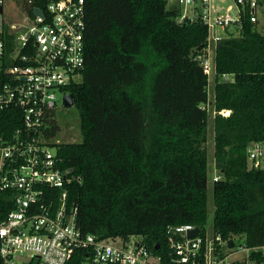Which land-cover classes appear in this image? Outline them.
<instances>
[{
    "label": "trees",
    "instance_id": "1",
    "mask_svg": "<svg viewBox=\"0 0 264 264\" xmlns=\"http://www.w3.org/2000/svg\"><path fill=\"white\" fill-rule=\"evenodd\" d=\"M55 0H15L26 16L46 15ZM85 65L68 88L80 116L81 143L53 145L71 171L68 203L85 234L124 242L154 255L171 252V228L208 224V135L215 113L213 227L224 239L264 246V171L246 149L264 141V36L245 25L216 49L213 98L197 59L207 46L202 23H177L170 0H84ZM13 39V37H12ZM233 81H224L222 75ZM8 74L0 73V87ZM230 111L229 116L220 114ZM23 128L18 109L0 112V137ZM60 130L53 114L45 136ZM13 194L0 191V213ZM159 246L157 250L156 247ZM84 253L68 264H85ZM29 264H39L31 262Z\"/></svg>",
    "mask_w": 264,
    "mask_h": 264
},
{
    "label": "built area",
    "instance_id": "2",
    "mask_svg": "<svg viewBox=\"0 0 264 264\" xmlns=\"http://www.w3.org/2000/svg\"><path fill=\"white\" fill-rule=\"evenodd\" d=\"M181 10L177 23H202L207 46L197 59L216 80V49L223 39L239 37L245 25L264 36V0H233L226 7L216 0H174ZM226 0H221L225 2ZM0 0V112L18 109L23 128L9 140L0 137V191L13 194V209L0 213V264H68L84 253L85 264H264V246L248 247L235 236L224 239L206 229L183 225L168 232L171 252L164 258L129 241L103 240L85 234L76 223L78 208L68 203L70 170L60 167L55 137L44 130L64 106L68 88L81 82L85 65V1L55 0L46 15L26 16L28 24L5 22ZM2 9V11H1ZM13 37V39H12ZM233 81L231 75H222ZM229 116L230 111L220 112ZM249 167L264 171V141L246 149ZM221 180V175L213 182ZM229 241L234 242L230 248Z\"/></svg>",
    "mask_w": 264,
    "mask_h": 264
},
{
    "label": "rangeland",
    "instance_id": "3",
    "mask_svg": "<svg viewBox=\"0 0 264 264\" xmlns=\"http://www.w3.org/2000/svg\"><path fill=\"white\" fill-rule=\"evenodd\" d=\"M216 2L221 6H228L234 5L233 0H226L225 2H221V0H216ZM179 8L177 3L174 0H170L168 3V8ZM5 22L8 25L11 24H20V25H27L28 20H26V14L24 13L23 9L20 8L15 0H6L5 2ZM215 76L209 77V94L210 98H213L214 94V87H215ZM210 114V125H209V135H208V143L206 145L208 150V163H209V172H208V224L207 230L210 235L214 232L213 221H214V212L215 206L213 201V178L217 175H220L214 166V115L215 113L212 112ZM57 121L60 127L56 137L55 143L58 144H69V143H81L82 136L80 130V116L78 110L73 107H59L57 110ZM237 243H242L243 238H237Z\"/></svg>",
    "mask_w": 264,
    "mask_h": 264
},
{
    "label": "water",
    "instance_id": "4",
    "mask_svg": "<svg viewBox=\"0 0 264 264\" xmlns=\"http://www.w3.org/2000/svg\"><path fill=\"white\" fill-rule=\"evenodd\" d=\"M1 11H2V9H1ZM34 14L37 15V16H41L42 12L39 9H35L34 10ZM63 102H64V106L65 107H73L75 105L74 98H73V96L71 94L70 95H65L64 99H63ZM198 232H199V229L197 228V229L191 231L189 233V236L190 237H194V236H196L198 234ZM228 245H229L230 248H232V247H234V242L233 241H229ZM156 249L158 250L159 246H157Z\"/></svg>",
    "mask_w": 264,
    "mask_h": 264
}]
</instances>
